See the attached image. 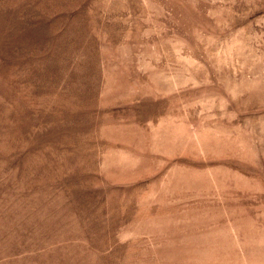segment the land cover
<instances>
[{
    "label": "rangeland",
    "instance_id": "rangeland-1",
    "mask_svg": "<svg viewBox=\"0 0 264 264\" xmlns=\"http://www.w3.org/2000/svg\"><path fill=\"white\" fill-rule=\"evenodd\" d=\"M0 264H264V0H0Z\"/></svg>",
    "mask_w": 264,
    "mask_h": 264
}]
</instances>
